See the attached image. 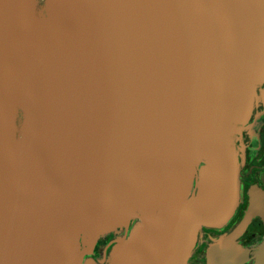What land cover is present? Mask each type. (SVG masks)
I'll return each mask as SVG.
<instances>
[{"label":"water","instance_id":"95a60500","mask_svg":"<svg viewBox=\"0 0 264 264\" xmlns=\"http://www.w3.org/2000/svg\"><path fill=\"white\" fill-rule=\"evenodd\" d=\"M263 86L264 0H0V264H190Z\"/></svg>","mask_w":264,"mask_h":264},{"label":"flooded vegetation","instance_id":"af4514ba","mask_svg":"<svg viewBox=\"0 0 264 264\" xmlns=\"http://www.w3.org/2000/svg\"><path fill=\"white\" fill-rule=\"evenodd\" d=\"M260 100L239 138V204L222 228H203L189 257L190 264H209L210 258H243L241 264H261L264 258V86ZM241 230L229 243L235 254L211 255L212 247ZM116 235L98 242L94 258L109 257ZM229 252V250L227 249Z\"/></svg>","mask_w":264,"mask_h":264},{"label":"rangeland","instance_id":"374dc122","mask_svg":"<svg viewBox=\"0 0 264 264\" xmlns=\"http://www.w3.org/2000/svg\"><path fill=\"white\" fill-rule=\"evenodd\" d=\"M201 234V233H200ZM116 236H115V239H114V241L117 239V238H119L120 236H122V233L120 232V231H118L116 234H115ZM104 254H102L101 256H103ZM99 257V259L100 258H102V257ZM93 258H94V256H93Z\"/></svg>","mask_w":264,"mask_h":264}]
</instances>
